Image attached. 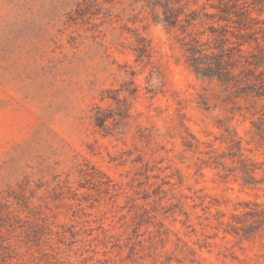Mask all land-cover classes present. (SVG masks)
<instances>
[{"label": "rangeland", "instance_id": "1", "mask_svg": "<svg viewBox=\"0 0 264 264\" xmlns=\"http://www.w3.org/2000/svg\"><path fill=\"white\" fill-rule=\"evenodd\" d=\"M0 264H264V0H0Z\"/></svg>", "mask_w": 264, "mask_h": 264}]
</instances>
